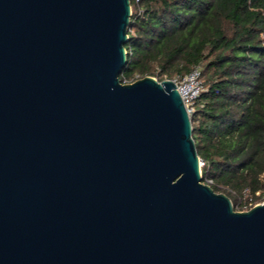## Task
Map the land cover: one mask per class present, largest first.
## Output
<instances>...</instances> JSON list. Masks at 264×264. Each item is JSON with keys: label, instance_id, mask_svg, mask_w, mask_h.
<instances>
[{"label": "water", "instance_id": "water-1", "mask_svg": "<svg viewBox=\"0 0 264 264\" xmlns=\"http://www.w3.org/2000/svg\"><path fill=\"white\" fill-rule=\"evenodd\" d=\"M131 0H0V264H264V201L202 180L172 79L122 82Z\"/></svg>", "mask_w": 264, "mask_h": 264}, {"label": "trees", "instance_id": "trees-1", "mask_svg": "<svg viewBox=\"0 0 264 264\" xmlns=\"http://www.w3.org/2000/svg\"><path fill=\"white\" fill-rule=\"evenodd\" d=\"M122 82L201 69L202 180L235 210L264 201V0H131ZM242 205V206H239Z\"/></svg>", "mask_w": 264, "mask_h": 264}, {"label": "built area", "instance_id": "built-area-1", "mask_svg": "<svg viewBox=\"0 0 264 264\" xmlns=\"http://www.w3.org/2000/svg\"><path fill=\"white\" fill-rule=\"evenodd\" d=\"M153 77L158 79L159 81L162 80L160 79V76L158 74L154 75ZM163 79H172L175 82L176 88L179 91L182 100L186 106V109L191 116L196 109V101L199 98L201 92L204 90L200 67H194L189 73L185 74L183 77H164ZM200 166L201 168H203V160L200 161ZM210 183H212V180H209L207 182V184L209 185ZM243 210H248L246 204L244 205Z\"/></svg>", "mask_w": 264, "mask_h": 264}, {"label": "rangeland", "instance_id": "rangeland-1", "mask_svg": "<svg viewBox=\"0 0 264 264\" xmlns=\"http://www.w3.org/2000/svg\"><path fill=\"white\" fill-rule=\"evenodd\" d=\"M202 169V168H201ZM239 206H242V205H239ZM239 211H241V210H239Z\"/></svg>", "mask_w": 264, "mask_h": 264}]
</instances>
